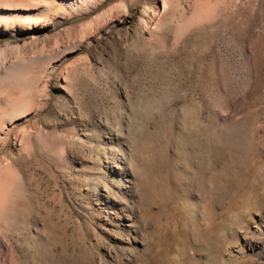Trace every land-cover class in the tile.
Returning a JSON list of instances; mask_svg holds the SVG:
<instances>
[{
    "label": "rangeland",
    "instance_id": "374dc122",
    "mask_svg": "<svg viewBox=\"0 0 264 264\" xmlns=\"http://www.w3.org/2000/svg\"><path fill=\"white\" fill-rule=\"evenodd\" d=\"M0 264H264V0H0Z\"/></svg>",
    "mask_w": 264,
    "mask_h": 264
}]
</instances>
